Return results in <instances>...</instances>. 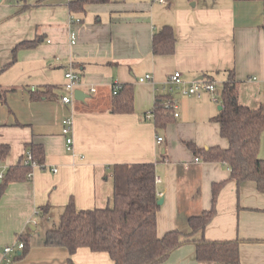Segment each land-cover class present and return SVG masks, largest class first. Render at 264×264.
<instances>
[{"label": "crops", "instance_id": "1", "mask_svg": "<svg viewBox=\"0 0 264 264\" xmlns=\"http://www.w3.org/2000/svg\"><path fill=\"white\" fill-rule=\"evenodd\" d=\"M70 1L0 2V144L9 147L1 162L6 168L22 162L29 143L44 152L43 166L31 168L27 180L9 182L0 198V264H67L69 257L76 264H113L106 252L80 247L70 255L64 247L45 246L44 233L56 225L55 216L70 198L78 209L112 206L116 163H153L160 178L157 196L163 198L157 234L189 232L188 218L211 207V184L229 179L230 171L194 155L186 142L201 149L228 143L212 120L220 103L209 93H173L178 115L164 126L156 124L153 113L145 118L157 95H166L162 86L172 72L180 71L186 82L212 78L220 87L232 72L237 101L264 107L262 0H111L87 4L84 12H71ZM70 17L79 21L71 23ZM166 25L175 35L174 52L154 54L153 34ZM37 38L34 46L15 49ZM71 68L85 96L63 103ZM145 75L150 79L140 81ZM122 84L132 86L133 109L127 113L112 110V88ZM32 88L52 89L34 100ZM66 116L72 118V150L61 131ZM263 139L264 132L260 143ZM45 204L47 214L38 218ZM19 235L29 237V251L13 259L15 249L6 262L3 248L15 245ZM203 235L256 240L240 245V261L264 264V194L251 181L237 186L228 180ZM160 264L223 263L199 262L195 244L187 242Z\"/></svg>", "mask_w": 264, "mask_h": 264}, {"label": "trees", "instance_id": "2", "mask_svg": "<svg viewBox=\"0 0 264 264\" xmlns=\"http://www.w3.org/2000/svg\"><path fill=\"white\" fill-rule=\"evenodd\" d=\"M23 1V0H22ZM111 0H72L68 6L71 12H84L87 4L107 3ZM264 3V0H262ZM40 41L20 42L15 46L32 47ZM175 35L172 27L166 25L153 34L154 54H172ZM15 60V57H13ZM52 89V88H51ZM31 91L34 100L47 97L48 90ZM237 81L232 72L221 84V109L212 118L219 125L221 137L227 140V147L219 145L198 148L193 142L187 147L204 161H218L230 171L229 179L211 184V207L188 218L189 232L169 229L161 236L157 234L158 196L155 184L154 164L116 163L111 166L113 178L112 206L93 209H78L70 198L59 216L58 223L44 233V245L64 247L72 255L78 248L85 247L92 252H106L113 264H160L169 255L187 242L196 247L199 262H219L242 264L239 247L253 239L233 238L212 240L203 235L205 227L216 215V202L219 192L228 180L239 186L251 181L257 190L264 194V157H259L261 134L264 132V107L257 108L237 101ZM51 95V93H50ZM49 95V96H50ZM167 95L159 94L152 107L153 118L158 126H164L173 116L170 108L163 105ZM133 109V94L130 84H122L113 94L112 110L127 113ZM32 159L38 166L44 164V152L40 145L29 143ZM9 147L0 144V161L6 157ZM31 167L20 161L6 168L0 182V198L9 182L27 180ZM49 204L39 207L37 217L43 218ZM23 242L13 259L24 257L30 248L27 235H19ZM67 264H76L71 257Z\"/></svg>", "mask_w": 264, "mask_h": 264}, {"label": "built area", "instance_id": "3", "mask_svg": "<svg viewBox=\"0 0 264 264\" xmlns=\"http://www.w3.org/2000/svg\"><path fill=\"white\" fill-rule=\"evenodd\" d=\"M159 3H167V0H157ZM69 21L73 23L74 21H79L78 18L70 17ZM70 42L75 43V32L70 33ZM65 77L67 78L66 89L68 91L67 94L61 96V102L63 103H71L74 100V90L77 89V83L79 81V76L74 70L71 68L65 73ZM150 79L149 75H145L142 78H139L140 81H144ZM217 81L212 78H197L190 82H186L180 71L176 70L172 72L166 79L164 86H162V90L166 93V98L163 99V105L166 108H170L173 112V116L176 117L178 115V101L173 98L172 94L177 93L180 96H201L203 93H209L212 96L214 101H218L220 93L217 89ZM119 86L114 85L112 88V93L115 94ZM35 88H32L34 91ZM94 91L95 89L92 88ZM91 90V91H92ZM152 117V110L150 112L145 113V118L150 119ZM61 131L65 136L66 140V148L67 150H72L73 139L71 136L72 131V118L70 116H66L61 121ZM157 141H161V137L156 138ZM23 163L28 164L31 168L38 166L35 161L32 159V154L30 151H27L23 158ZM6 167L0 161V178L3 177ZM52 171L56 172V168H52ZM28 178L31 177V171L27 174ZM155 181H160L159 177H155ZM161 195V194H160ZM23 242L18 240L13 246H5L3 248V253L5 254V261H11V253L15 251V249L20 250L23 248Z\"/></svg>", "mask_w": 264, "mask_h": 264}, {"label": "water", "instance_id": "4", "mask_svg": "<svg viewBox=\"0 0 264 264\" xmlns=\"http://www.w3.org/2000/svg\"><path fill=\"white\" fill-rule=\"evenodd\" d=\"M0 2H1V0H0ZM202 77H199V79H201ZM85 96V94L81 91V90H79V89H75L74 90V98L75 99H77V100H81V99H83V97ZM218 109L220 110L221 109V105H219L218 106ZM163 203V198L162 197H160L159 199H158V201H157V204L158 205H161Z\"/></svg>", "mask_w": 264, "mask_h": 264}, {"label": "rangeland", "instance_id": "5", "mask_svg": "<svg viewBox=\"0 0 264 264\" xmlns=\"http://www.w3.org/2000/svg\"><path fill=\"white\" fill-rule=\"evenodd\" d=\"M7 1V0H6ZM9 1H13V2H16V0H9ZM217 89H218V91H219V93H220V91H221V87H220V85H218L217 84ZM220 98L218 99V101H216V103L217 104H219L220 103ZM259 155H262L261 157H264V139L262 140V143H260V148H259ZM57 213V212H56ZM55 213V214H56ZM58 216H55V218H54V221H55V223L57 224L58 223Z\"/></svg>", "mask_w": 264, "mask_h": 264}]
</instances>
